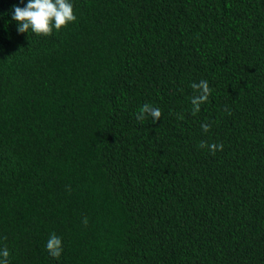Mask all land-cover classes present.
<instances>
[{
  "label": "trees",
  "instance_id": "obj_1",
  "mask_svg": "<svg viewBox=\"0 0 264 264\" xmlns=\"http://www.w3.org/2000/svg\"><path fill=\"white\" fill-rule=\"evenodd\" d=\"M71 2L37 36L0 0L9 264H264V0Z\"/></svg>",
  "mask_w": 264,
  "mask_h": 264
},
{
  "label": "clouds",
  "instance_id": "obj_2",
  "mask_svg": "<svg viewBox=\"0 0 264 264\" xmlns=\"http://www.w3.org/2000/svg\"><path fill=\"white\" fill-rule=\"evenodd\" d=\"M24 3V0H21ZM11 20L16 22V30L18 33H29V31L37 36L49 35L53 29L59 31L67 23L76 20L73 12V4L71 0H26L24 6L14 4L10 10ZM194 88L202 90V94L193 98V105L196 110L199 104L207 99L209 92L207 81H201L199 85H193ZM145 113H149L153 118L161 115L159 108H152L148 104H144L139 109L137 119H142ZM205 131L208 130L207 125L202 126ZM216 147H220L217 145ZM48 254L53 258H59L62 254V240L55 233L49 235L45 244ZM9 250L7 247H0V264H9Z\"/></svg>",
  "mask_w": 264,
  "mask_h": 264
}]
</instances>
